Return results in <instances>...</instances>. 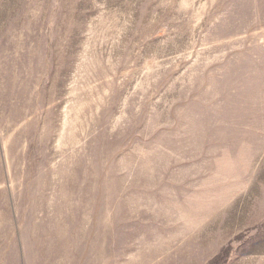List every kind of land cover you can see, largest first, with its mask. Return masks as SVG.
<instances>
[{
    "label": "rangeland",
    "instance_id": "obj_1",
    "mask_svg": "<svg viewBox=\"0 0 264 264\" xmlns=\"http://www.w3.org/2000/svg\"><path fill=\"white\" fill-rule=\"evenodd\" d=\"M0 264H264V0H0Z\"/></svg>",
    "mask_w": 264,
    "mask_h": 264
}]
</instances>
